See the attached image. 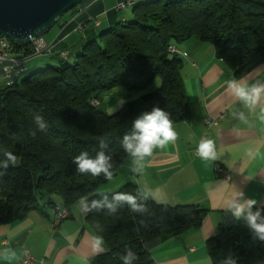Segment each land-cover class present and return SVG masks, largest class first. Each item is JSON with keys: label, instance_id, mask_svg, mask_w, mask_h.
I'll list each match as a JSON object with an SVG mask.
<instances>
[{"label": "trees", "instance_id": "trees-1", "mask_svg": "<svg viewBox=\"0 0 264 264\" xmlns=\"http://www.w3.org/2000/svg\"><path fill=\"white\" fill-rule=\"evenodd\" d=\"M117 3L102 19L93 16L74 27H70L71 21L61 24L62 34L82 32L83 42L73 63L65 59V42L54 39L49 54L56 59L53 64L21 76L11 86H0V159L7 150L18 160L0 176V224L22 219L30 210L42 212L44 206L55 203L54 196L65 206L82 195L99 199V188L107 180L102 175L79 173L73 158L81 151L94 156L103 138L116 174L127 157L120 141L131 132L132 121L140 113L159 106L173 123L187 118L183 64L168 51L169 46L189 39L208 43L235 78L264 61V0H133L128 21L123 17L118 21V12L124 9H116ZM60 17L44 34L59 24ZM95 18L98 24H94ZM12 43L18 52H29L30 44ZM155 77L160 84L150 90ZM114 87L138 96L108 114L100 101ZM36 114L44 117L48 130L32 137L29 131L35 127ZM136 190L128 182L108 193L135 194ZM146 204L151 215L132 213L126 205L115 214L102 209L86 215L105 247L93 257V264H122L120 254L128 248L138 256L134 264H151L146 250L149 242L196 229L207 213L197 205L170 206L151 200ZM206 247L213 264H220L230 254L239 257L238 264L264 263V243L254 241L243 223L226 211Z\"/></svg>", "mask_w": 264, "mask_h": 264}, {"label": "crops", "instance_id": "crops-1", "mask_svg": "<svg viewBox=\"0 0 264 264\" xmlns=\"http://www.w3.org/2000/svg\"><path fill=\"white\" fill-rule=\"evenodd\" d=\"M119 1L123 0L86 1L54 25L46 33L47 39L65 41L72 34L61 33L62 23L71 21L70 27H74L90 17L99 18ZM175 48L180 51L176 55L183 64L181 75L188 104L187 118L174 123L177 140L163 150H155L146 162L143 175L131 172L126 157L113 180L106 181L99 191L113 192L130 182L136 188H161L167 205H197L207 209L198 228L149 242L146 247L151 264H200L210 257L206 240L217 233L227 199L242 190L246 196L256 199L259 206H264V123L257 118L258 109L257 112L242 109L226 90L224 82L235 77L215 56L212 45L189 39L176 44ZM242 77L264 78V61ZM137 96L123 87H114L100 104L112 114ZM235 108L245 111L249 124L232 116ZM207 118L215 119L216 123L206 128L204 120ZM203 134L216 143L218 158L215 161L202 160L193 152ZM216 163L228 170V179L214 171ZM52 200L65 206L59 198ZM77 204L75 201L66 206L68 217L58 223H54L51 206H44L42 212L30 210L22 219L0 224V253L11 249L16 254L15 257L9 255V259L0 256V264H22L24 250L35 258L33 264L40 260L45 264H93L92 259L97 254L92 251V243L97 234ZM103 248L104 252V245Z\"/></svg>", "mask_w": 264, "mask_h": 264}, {"label": "clouds", "instance_id": "clouds-1", "mask_svg": "<svg viewBox=\"0 0 264 264\" xmlns=\"http://www.w3.org/2000/svg\"><path fill=\"white\" fill-rule=\"evenodd\" d=\"M226 90L231 94L235 101L239 102L242 109L248 112H257V118L264 123V78H246L240 77L229 78L225 82ZM235 108L232 116L241 123L249 124L248 116L245 111ZM34 129L29 131L32 137L37 132H47L48 123L39 114L33 116ZM131 132L123 135L120 144L127 157V164L134 175H143L146 168V162L153 156L156 149H165L169 144L175 143L177 140V132L170 114L159 106H153L150 111H144L136 116L132 121ZM99 149L95 155H90L88 151H81L73 158V164L76 170L81 174H91L92 176H103L105 180L112 181L115 175L113 158L108 149L107 142L99 139ZM197 155L205 161L217 160L216 143L208 137H201L196 146ZM17 156L11 151L3 152V159H0V176L6 174L9 166L17 165ZM123 166V165H121ZM96 198H89L86 195L79 197L77 207L81 214L100 212L107 209L108 214H115L125 205L135 214L151 215L146 202L151 200L156 204H166L167 199L161 188L148 186L138 187L135 194L131 192L117 191L114 193L99 192ZM111 197V198H110ZM224 210L237 221L242 222L254 241L264 243V207L259 206V202L248 197L244 192L238 191L235 195L225 201ZM141 225L144 220L139 221ZM100 229V225L96 226ZM102 230V229H100ZM104 240L102 236H94L92 243V251L95 254L103 252ZM147 247V245H146ZM15 257V252L11 249H5L0 256L5 259ZM138 259L135 251L131 248L120 254L122 264H134ZM239 257L234 254L226 256L220 261V264H238ZM200 264H213L212 258L207 257ZM256 264V262H255Z\"/></svg>", "mask_w": 264, "mask_h": 264}, {"label": "water", "instance_id": "water-1", "mask_svg": "<svg viewBox=\"0 0 264 264\" xmlns=\"http://www.w3.org/2000/svg\"><path fill=\"white\" fill-rule=\"evenodd\" d=\"M81 0H0V35L29 44Z\"/></svg>", "mask_w": 264, "mask_h": 264}, {"label": "built area", "instance_id": "built-area-1", "mask_svg": "<svg viewBox=\"0 0 264 264\" xmlns=\"http://www.w3.org/2000/svg\"><path fill=\"white\" fill-rule=\"evenodd\" d=\"M126 2L117 3L115 8L125 9ZM98 23L99 21L97 19L94 24H98ZM79 26H77V28ZM55 44L56 42L54 40L49 41L43 35H41L38 36L37 38L32 39V44H30L29 46L30 47L29 52L27 54H23L17 51V48L12 43V41L3 40L2 37H0V77L6 78V86H7V79L10 78H17V80L19 79V74L27 69L26 62L28 59H34L35 57L49 55L53 51ZM168 51L180 52L174 46H169ZM61 56L63 57L66 56V52L65 51L61 52ZM98 102L99 101L96 99H93L92 101L93 104H98ZM215 123H216L215 119L207 118L204 120V125L206 128H209L211 125ZM205 136L206 135L203 134L201 137H205ZM196 146L194 147L193 152L196 156H198L196 153ZM214 171L217 174L221 175L222 178L228 179V170L225 167L221 166L220 164L216 163L214 165ZM51 211L54 216V223H58L61 220L67 218L69 214L68 211H63L61 209H58L54 204L51 206ZM34 260L35 258L27 250H24V255L21 258V263L33 264ZM38 264H45V263L43 260H40Z\"/></svg>", "mask_w": 264, "mask_h": 264}, {"label": "rangeland", "instance_id": "rangeland-1", "mask_svg": "<svg viewBox=\"0 0 264 264\" xmlns=\"http://www.w3.org/2000/svg\"><path fill=\"white\" fill-rule=\"evenodd\" d=\"M104 2H107L108 0H103ZM148 0H135V3H144ZM97 2H102V0H97ZM70 12H66L64 13L60 19H59V22L62 20V19H66L68 16H69ZM105 14L99 16V18H103ZM123 17L125 20H130L131 18V7L129 6L128 8L124 9V10H120L118 12V21L120 20V18ZM58 22V23H59ZM57 25V24H55ZM100 30V29H99ZM72 35L65 39V46H66V49L68 51V55L65 57V59L70 62V63H73L74 60H75V55L78 53L79 51V48L83 42V40L81 39L82 37V32H73L71 33ZM47 34H43L44 37L49 38L46 36ZM49 40V39H47ZM50 41V40H49ZM32 60H35V61H38L39 63L38 64H35L34 61ZM56 61V59H52L49 55H45V56H41V57H35L34 59H28L27 62H26V65H27V72L25 73L28 74L32 71H35V70H38V69H41L43 67H45L46 65L48 64H53L54 62ZM34 63V64H33ZM160 84V79L158 77H155L154 81L152 82V84L149 86V89L150 90H154L156 89ZM4 83L0 77V86H3ZM118 189V188H117ZM53 198H58L57 196H54Z\"/></svg>", "mask_w": 264, "mask_h": 264}, {"label": "bare ground", "instance_id": "bare-ground-1", "mask_svg": "<svg viewBox=\"0 0 264 264\" xmlns=\"http://www.w3.org/2000/svg\"><path fill=\"white\" fill-rule=\"evenodd\" d=\"M132 3H133V0H129V1H127V2H126V5H125V8H127V7H128L129 5H131ZM96 20H97V19L95 18V19H94V23H95ZM0 37H2L3 40H9V39H7L6 37H3V36H1V35H0ZM29 44H32V40L30 41ZM170 53L178 54V53H180V52H170ZM27 69H28V68H27ZM27 69H26L24 72H22V73L19 74V78H20L21 76L25 75V73L27 72ZM1 79H2V81H3V83H4V86H6V78H1ZM15 81H17V78H10V79H7V86H11V85H13ZM54 205H55L58 209H61V210H63V211H68V209H67L66 206H62V205L57 204V203H54Z\"/></svg>", "mask_w": 264, "mask_h": 264}]
</instances>
